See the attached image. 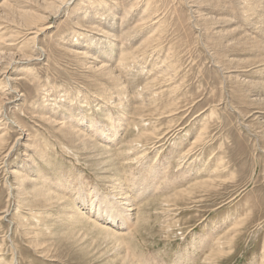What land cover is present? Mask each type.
<instances>
[{"label":"rangeland","instance_id":"374dc122","mask_svg":"<svg viewBox=\"0 0 264 264\" xmlns=\"http://www.w3.org/2000/svg\"><path fill=\"white\" fill-rule=\"evenodd\" d=\"M18 1V11H50L51 22L36 43L40 60L11 45L15 55L0 65L24 79L13 85L0 73V94H23L2 116L17 127L11 120L18 113L33 143L22 140L2 160L14 128L0 146V260L130 264L104 232L65 217L68 205L89 208L94 188L107 194L122 184L137 215L123 236L134 264H264V0H151L157 13L145 20L147 0H105L110 9L94 0L87 10L75 2L58 17L50 15L53 0ZM159 19L163 42L151 44L146 39ZM4 20L0 43H19L24 35L11 38ZM169 49L175 53L163 70ZM84 50L96 59L85 63L75 52ZM126 51L140 57L124 68L117 61ZM94 60L98 68L89 67ZM43 115L81 126L100 147L82 148L87 141ZM12 169L28 176L16 179ZM32 175L46 188L66 184V199H40ZM135 178L148 180L152 191L139 194Z\"/></svg>","mask_w":264,"mask_h":264},{"label":"bare ground","instance_id":"6f19581e","mask_svg":"<svg viewBox=\"0 0 264 264\" xmlns=\"http://www.w3.org/2000/svg\"><path fill=\"white\" fill-rule=\"evenodd\" d=\"M55 2H51L50 4H48V7L50 8L49 10L53 11V14H50V15H53V16H57L59 15V13L61 12H64L67 10L68 7L72 6L75 2L77 3V7L80 9H85L86 6H88L89 2L91 1H94V0H53ZM125 1V0H124ZM45 2V1H44ZM97 2V1H96ZM100 2V5L104 4L106 6H108V8L110 9L112 4L113 3H108L107 1L105 0H99L98 3ZM136 2H139L136 0ZM146 2V0H145ZM15 3H19L18 0H3L1 1L0 3V13L2 15H0V18H4L5 20L3 22L9 24V22H11V26H13V31H12V34L14 36H19L20 34L21 35H24V38L19 41V43H14V44H7L6 42H1L0 43V65H1V62H2V59L4 56H6V54H10V55H15L12 48H7V46H11V45H19V46H23L25 47L26 51H27V59L28 60H40V58H42V53L38 52L36 49L38 45H36V43H40L39 41H41V38H40V35L41 33L46 30L47 28L50 27V22L51 20H49V16L46 15V13L50 12L48 10H45L43 9L44 11L43 12H40L38 10V12L36 11H26V10H21V11H18L17 10V7H15ZM153 3V2H152ZM151 0H147V4L145 6V9H144V16H142L141 20H145L147 19L148 17L150 16H153V14H156L155 11H151L150 8H151ZM79 4V5H78ZM138 4V3H136ZM136 4L134 5H131V6H135ZM139 5V4H138ZM136 5V6H138ZM76 7V8H77ZM83 7V8H82ZM87 10V9H85ZM132 10V9H130ZM87 12V11H86ZM127 12V11H125ZM15 14L16 13L18 15H20V19H12L10 18L9 14ZM9 15V16H8ZM125 16V15H124ZM7 20V21H6ZM10 20V21H8ZM156 23L158 22V25L156 26V29L154 30L155 31V36H151L149 39H146V40H151V44H153V41H155V39H157V41L161 40L160 39V35L161 34H158L157 35V32H159L160 30V27H162L163 23H161V20L159 19L158 21H155ZM160 24V25H159ZM143 25V24H142ZM151 27V26H150ZM140 28V27H139ZM138 28V29H139ZM153 28V27H152ZM130 29V28H129ZM135 29V28H133ZM128 30L125 31L124 35L127 34ZM131 32V31H130ZM135 32V31H134ZM145 32V31H144ZM123 34V33H122ZM122 34H120V38H122ZM122 35V36H121ZM133 35V34H132ZM7 36V35H6ZM116 36V35H115ZM118 36V35H117ZM136 36V35H135ZM119 37V36H118ZM144 39V40H145ZM0 40H5V39H2V36L0 37ZM7 40V39H6ZM86 41V40H84ZM91 43H95V39H91ZM143 42V41H142ZM163 40H161L160 43H162ZM90 44V43H89ZM100 44V43H99ZM41 45V44H40ZM116 45V44H115ZM124 45V44H123ZM150 45L147 44V46L145 48H143V51H145V49L149 48ZM155 46V45H154ZM161 46V45H160ZM171 49V47H170ZM169 49V50H170ZM41 50H43L44 52H47L45 47L44 48H41ZM50 50V49H49ZM133 51V50H132ZM150 51V50H149ZM75 52H78L81 57L83 58V60H87L85 63L88 62V60L90 58H93V59H96L94 57V55L92 54V52L90 51H86L84 50L83 52H79V51H75ZM94 52V51H93ZM125 52V51H124ZM122 53V55L119 57L118 59V63L120 61V66H124L127 67L125 64V62H127L126 60L127 59H131V58H136L138 59V55H135L133 52L131 51H126V53ZM151 52V51H150ZM25 53V51H24ZM173 53H175L173 50H170L169 52H167V54L165 55V58H164V61L163 63L161 64V67L163 68V70L167 69V61L169 62L170 60H172V57H173ZM151 54V53H150ZM157 55V54H156ZM15 59H12L10 61L9 64H12L14 63ZM22 61V59L20 60ZM139 61V60H138ZM137 61V62H138ZM90 62V61H89ZM97 63V62H96ZM95 63V60H94V63L92 64L91 63V66L89 67H92V68H98L100 65H97ZM104 63V62H103ZM117 63V64H118ZM102 64V63H101ZM109 65V64H108ZM160 65V64H159ZM98 66V67H97ZM105 66H107V63H104L103 67L105 68ZM110 66V65H109ZM108 66V67H109ZM122 66V67H123ZM166 66V67H164ZM102 67V65H101ZM112 67V66H111ZM110 67V68H111ZM121 67V69H122ZM160 67V68H161ZM120 68V67H119ZM118 68V69H119ZM97 70V69H96ZM102 70V68H101ZM2 72V70L0 71V73ZM8 72V71H7ZM109 72L110 75H114V72L112 69H109ZM102 73V72H100ZM165 73V72H164ZM1 74H6L7 73H1ZM9 78H7V80H9L10 82L14 84L18 83L19 82H23L24 79H22V77L24 76H21V81L14 78V77H11L12 76V70H9L8 72V75H7ZM2 77V76H1ZM5 77V76H4ZM17 77V76H16ZM116 77V76H115ZM157 77V76H156ZM6 79V78H5ZM4 79V81H5ZM8 81V82H9ZM2 83V82H1ZM4 83V82H3ZM2 83V84H3ZM1 84V87L3 88L4 85ZM6 84V83H5ZM22 84V83H20ZM38 84V83H36ZM12 86V85H11ZM18 86V85H17ZM16 87V86H15ZM5 88H7L5 86ZM4 88V89H5ZM9 88V86H8ZM17 89V88H15ZM1 90V89H0ZM6 90V91H5ZM5 90H2L3 93L0 94V146H2L3 144H7V140L9 138V132H11V130H13L14 128H16L15 132H16V136L13 140V142L7 147L6 151L4 152V154L1 156V159L2 160H8L9 156H11L12 154V150H14V148L19 145L21 142L24 141L25 145H27V147L29 146H33V143L30 142V132L28 131V129L26 128V125H24L22 122H21V118H20V115L16 114V112H14L13 115H16L15 116V120H11L13 121V123H15L14 125H16L17 127H12L10 126L5 120H4V116H2V112L6 111V109H10L14 106V105H18L17 101L19 100L18 96L20 95H23V94H19L18 92H16L17 94L16 95H11L12 93H10L8 91V89H5ZM19 91V90H18ZM14 93V92H13ZM3 94H6L8 96H4L3 97ZM118 99H122L124 100V96L119 94L118 93ZM5 100V102H3ZM122 100H120L119 104L122 105ZM10 105H8V104ZM44 119H46L47 121L53 123V125H55V129L56 127L57 128H63V127H68L72 130V133H70L71 135H74L75 137L77 138H81L82 141H87V143H83V147L82 148H89L88 146L90 145H96L98 147H100V144L98 143H93L92 142V139H90V137H88L87 133H84V130L82 131L81 129V126H77L79 127L76 128L75 126H73L71 123H68L67 121H65L64 119H51L50 117H48L47 115H43ZM77 124V123H76ZM204 127V126H203ZM99 137L101 139H105L107 138V140L110 142L112 141V137L111 136H107L105 134H98ZM145 135V134H144ZM143 135V136H144ZM32 136V135H31ZM143 136H140V137H143ZM201 136V135H200ZM200 136L196 137V139L194 140V142L192 143L191 145V148L193 147H196L195 145L197 144V142L200 140ZM133 138V137H132ZM131 138V139H132ZM139 137H136V141H135V138L133 140L129 139L130 140V143L131 142H138L137 139ZM23 140V141H22ZM126 141V140H125ZM124 141V143H125ZM158 142V141H157ZM123 143V142H122ZM134 144V143H133ZM8 145V144H7ZM122 145V144H121ZM135 145V144H134ZM102 146V145H101ZM108 146V145H107ZM127 146V145H126ZM104 147V146H102ZM125 147V146H124ZM39 148V147H38ZM93 148V147H92ZM108 148H110V150H108ZM105 150V152H112L113 154V150L110 146L108 147H104L103 148ZM130 149V148H129ZM123 150V148H122ZM190 148H188V150L185 152V154H189L190 153ZM131 151V150H130ZM120 153V152H118ZM44 156V155H42ZM144 158V157H142ZM46 160V159H45ZM48 161V160H47ZM22 170L23 169H12V172H10V170H7L9 174H14L16 175V179L17 178H24L26 176H28L26 173L23 175L22 173ZM141 172V171H140ZM44 174V173H43ZM42 175V174H41ZM157 177V176H156ZM32 180H33V185L35 186V191H36V195L38 197H40V199L42 197H44L43 199H45V201L47 203H52V200L53 199H60V200H63V199H66L65 196H67L68 192L66 191L67 190V186L66 184L64 183H61V185H53V186H49V187H45V186H40L38 182H36V178L34 175H32ZM41 178V177H40ZM20 181V180H19ZM39 181V179H38ZM45 185H47V181L46 180H41ZM76 182V181H75ZM42 183V185H43ZM149 181L148 180H138L135 178V180H133V182L131 183V187H133V189H136L137 188V191L139 190V194H144V192H148V190L151 192V188L149 186ZM14 184V183H13ZM127 184V183H126ZM129 184V183H128ZM110 185H113L110 184ZM124 186V185H123ZM121 185H119V188L121 189H114L115 191H110L108 192L107 194H100L96 191V188L93 189V192L95 193V198L96 199H93V201L91 202L90 204V207L89 208H83L84 205H79V203H77L79 205V208L77 207L78 205H76L77 208H73V206L71 205H68L69 208H70V211H67L66 212V215L65 217H67L69 219V223H75L77 224V222L79 224H82V225H85V226H91L95 229H98L99 231L101 232H104V234L106 235V238L108 237L109 239H111V241H116L117 242V248H120V249H125L124 251L126 252L125 254H123V260H127V263H130V264H134V262L132 261V258L130 257L127 248H125L124 245L125 244V241L123 240V236L127 233L130 232V229L132 227V225L136 224V222H134L136 219H137V215L133 216V213L132 210L133 208L131 207L132 206V203H129V196L127 195L128 191H124V187ZM57 187V188H56ZM59 187V189H58ZM123 188V189H122ZM13 189V187H12ZM82 189V188H81ZM85 189V188H84ZM119 190V191H118ZM127 190V188H126ZM66 191V192H65ZM141 191V192H140ZM63 193H65V196L63 195ZM137 193V194H138ZM145 193V194H146ZM73 195V193H72ZM138 196V195H137ZM84 198V197H83ZM134 198V197H133ZM68 200V199H67ZM87 200V199H86ZM73 201V200H72ZM71 201V203H72ZM135 201V200H134ZM86 202V201H85ZM84 202V203H85ZM67 203V202H66ZM69 203V204H71ZM134 204V203H133ZM85 207V206H84ZM88 207V206H87ZM68 209V207L66 208ZM73 209V210H72ZM84 209V211H83ZM77 221V222H76ZM88 224V225H87ZM102 234V233H101ZM132 234V233H131ZM105 237V236H103ZM85 238V237H84ZM107 240V239H105ZM112 241V242H113ZM106 242V241H105ZM106 247V246H105ZM127 247V246H126ZM113 249V248H112ZM130 250V249H129ZM118 252V251H117ZM108 260V259H107ZM181 261V260H180ZM186 261V260H185ZM189 262V261H188ZM183 263V262H182ZM190 263V262H189ZM192 263V262H191ZM0 264H18V260L14 257V259L12 260V262H4L2 260H0ZM179 264V263H177Z\"/></svg>","mask_w":264,"mask_h":264}]
</instances>
